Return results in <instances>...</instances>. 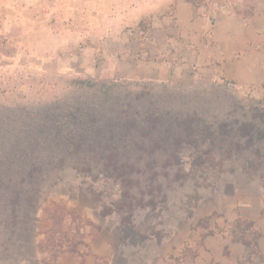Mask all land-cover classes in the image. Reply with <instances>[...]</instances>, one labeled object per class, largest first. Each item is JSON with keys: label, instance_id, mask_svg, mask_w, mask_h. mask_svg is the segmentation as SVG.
I'll use <instances>...</instances> for the list:
<instances>
[{"label": "rangeland", "instance_id": "obj_1", "mask_svg": "<svg viewBox=\"0 0 264 264\" xmlns=\"http://www.w3.org/2000/svg\"><path fill=\"white\" fill-rule=\"evenodd\" d=\"M7 51L0 264H61L87 245L86 230L118 225H127L126 247L142 254L184 227L194 241L211 220L226 227L205 235L235 237L238 220L224 210L243 193L264 205V91L222 88L220 99L204 100L198 84L133 82L107 63H23L22 52Z\"/></svg>", "mask_w": 264, "mask_h": 264}, {"label": "crops", "instance_id": "obj_2", "mask_svg": "<svg viewBox=\"0 0 264 264\" xmlns=\"http://www.w3.org/2000/svg\"><path fill=\"white\" fill-rule=\"evenodd\" d=\"M228 2L0 0V58L14 46L23 63H107L111 75L133 82L198 84L204 100L220 99L222 88L264 91V0L218 8ZM97 53L101 60H95ZM240 197L224 210L229 221L238 220L235 237L205 235L226 227V221L211 220L200 224L194 241L184 238V227L177 238L142 254L134 243L126 247L127 225H118L92 236L86 230V247L77 246L76 255L61 264H264V205L255 194ZM253 226L255 238L248 233Z\"/></svg>", "mask_w": 264, "mask_h": 264}, {"label": "trees", "instance_id": "obj_3", "mask_svg": "<svg viewBox=\"0 0 264 264\" xmlns=\"http://www.w3.org/2000/svg\"><path fill=\"white\" fill-rule=\"evenodd\" d=\"M85 84H86L87 86H89V87H93L91 81H87V82H85ZM98 86H99L100 89H101L102 87H104V86H100V85H98ZM102 89H104V88H102ZM102 89H101V90H102ZM105 92H108V90L105 89ZM262 214L264 215V211L262 212ZM17 222H18L17 220L12 221V227H15V226L18 224ZM240 226H241V225H240ZM240 226H239V227H240ZM248 245H250V243H248Z\"/></svg>", "mask_w": 264, "mask_h": 264}, {"label": "built area", "instance_id": "obj_4", "mask_svg": "<svg viewBox=\"0 0 264 264\" xmlns=\"http://www.w3.org/2000/svg\"><path fill=\"white\" fill-rule=\"evenodd\" d=\"M234 1H236V2H233V0H231V2L229 3H227V4H223V5H220V6H218V8H222V9H225V10H229V6H230V4L232 3V4H240L241 3V0H234Z\"/></svg>", "mask_w": 264, "mask_h": 264}]
</instances>
